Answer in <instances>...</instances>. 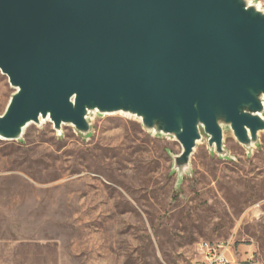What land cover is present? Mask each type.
Wrapping results in <instances>:
<instances>
[{
  "label": "rangeland",
  "instance_id": "rangeland-1",
  "mask_svg": "<svg viewBox=\"0 0 264 264\" xmlns=\"http://www.w3.org/2000/svg\"><path fill=\"white\" fill-rule=\"evenodd\" d=\"M15 92L0 72V116ZM86 120L0 139V264H195L199 243L223 241L264 260V131L244 147L223 127L224 155L201 132L179 171L172 135L120 113Z\"/></svg>",
  "mask_w": 264,
  "mask_h": 264
},
{
  "label": "water",
  "instance_id": "water-1",
  "mask_svg": "<svg viewBox=\"0 0 264 264\" xmlns=\"http://www.w3.org/2000/svg\"><path fill=\"white\" fill-rule=\"evenodd\" d=\"M0 72L16 92L0 139L48 119L89 130L90 111L136 116L182 147L224 155L222 128L264 131V10L245 0H0Z\"/></svg>",
  "mask_w": 264,
  "mask_h": 264
},
{
  "label": "built area",
  "instance_id": "built-area-1",
  "mask_svg": "<svg viewBox=\"0 0 264 264\" xmlns=\"http://www.w3.org/2000/svg\"><path fill=\"white\" fill-rule=\"evenodd\" d=\"M232 249L231 241L201 242L197 246L200 257L195 264H264V260L255 259L252 255L238 259L232 254Z\"/></svg>",
  "mask_w": 264,
  "mask_h": 264
},
{
  "label": "bare ground",
  "instance_id": "bare-ground-1",
  "mask_svg": "<svg viewBox=\"0 0 264 264\" xmlns=\"http://www.w3.org/2000/svg\"><path fill=\"white\" fill-rule=\"evenodd\" d=\"M264 105V104H263ZM117 113H120V114H123V115H125V116H129V114L128 113H122L121 111H118ZM132 118L133 119H137V120H139V118H137L136 116H132ZM223 141V140H222ZM197 143V142H196ZM213 147H214V150H215V147H216V145L215 144H213Z\"/></svg>",
  "mask_w": 264,
  "mask_h": 264
},
{
  "label": "crops",
  "instance_id": "crops-1",
  "mask_svg": "<svg viewBox=\"0 0 264 264\" xmlns=\"http://www.w3.org/2000/svg\"><path fill=\"white\" fill-rule=\"evenodd\" d=\"M238 259H242V258H239V257H237Z\"/></svg>",
  "mask_w": 264,
  "mask_h": 264
}]
</instances>
